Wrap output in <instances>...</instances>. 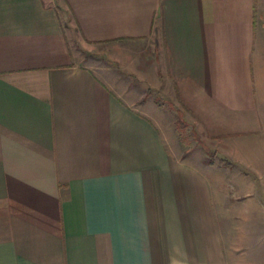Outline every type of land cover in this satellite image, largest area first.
<instances>
[{
    "label": "crops",
    "instance_id": "1",
    "mask_svg": "<svg viewBox=\"0 0 264 264\" xmlns=\"http://www.w3.org/2000/svg\"><path fill=\"white\" fill-rule=\"evenodd\" d=\"M69 24L168 94L83 63ZM162 104L229 165L179 153ZM263 137L264 0H0V264H240L229 189L264 180Z\"/></svg>",
    "mask_w": 264,
    "mask_h": 264
},
{
    "label": "rangeland",
    "instance_id": "2",
    "mask_svg": "<svg viewBox=\"0 0 264 264\" xmlns=\"http://www.w3.org/2000/svg\"><path fill=\"white\" fill-rule=\"evenodd\" d=\"M68 31L73 49L78 59L83 63L92 65L99 72L102 70L107 72L110 70L109 68H112L124 78L138 84L139 87L147 86L154 96L168 94V81L164 77L165 69L162 66L158 68L162 75V77L160 76L161 83L159 85L155 80L156 77L154 78L152 75L147 76L146 74V77L138 75L140 74L139 61L136 60L139 58V54L135 45L128 42L90 45L84 41L75 25L69 24ZM150 71L151 69H147V72ZM162 105L174 114L172 121L177 120L175 134L176 137L181 136L184 144L179 153L186 151L188 154L197 156L200 160L213 161L219 168H222V165H229L227 158L222 156L220 143L203 139L194 131L191 123H187L181 113L175 110L174 107L172 108L170 104ZM261 145L264 149V137ZM233 169L235 172H232L231 169L230 174L240 177L241 174L237 173L239 169L236 167H233ZM262 177L264 179V173ZM229 191L232 203L238 197H240V200L237 206L238 212L233 213L231 216L230 235L227 237L228 247L233 243L234 248L238 249L240 264H264V180L262 182L252 180L244 190L229 189Z\"/></svg>",
    "mask_w": 264,
    "mask_h": 264
}]
</instances>
